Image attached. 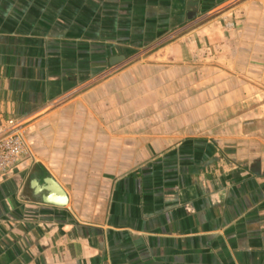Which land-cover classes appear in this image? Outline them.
I'll return each mask as SVG.
<instances>
[{
  "label": "crops",
  "instance_id": "crops-1",
  "mask_svg": "<svg viewBox=\"0 0 264 264\" xmlns=\"http://www.w3.org/2000/svg\"><path fill=\"white\" fill-rule=\"evenodd\" d=\"M10 120L0 264H264V0H0Z\"/></svg>",
  "mask_w": 264,
  "mask_h": 264
},
{
  "label": "built area",
  "instance_id": "built-area-1",
  "mask_svg": "<svg viewBox=\"0 0 264 264\" xmlns=\"http://www.w3.org/2000/svg\"><path fill=\"white\" fill-rule=\"evenodd\" d=\"M14 120L0 125V179L7 177L31 154L28 139Z\"/></svg>",
  "mask_w": 264,
  "mask_h": 264
},
{
  "label": "water",
  "instance_id": "water-1",
  "mask_svg": "<svg viewBox=\"0 0 264 264\" xmlns=\"http://www.w3.org/2000/svg\"><path fill=\"white\" fill-rule=\"evenodd\" d=\"M49 187H45L48 191H50L51 193H55L58 195V199L54 198L51 200L50 197H45L44 200L47 203H51L54 205H58V206H63L65 205V203L67 202V195L64 192V190L60 187V185L58 183H56L53 179H49ZM39 190V188H38Z\"/></svg>",
  "mask_w": 264,
  "mask_h": 264
},
{
  "label": "rangeland",
  "instance_id": "rangeland-1",
  "mask_svg": "<svg viewBox=\"0 0 264 264\" xmlns=\"http://www.w3.org/2000/svg\"><path fill=\"white\" fill-rule=\"evenodd\" d=\"M231 26H234V24L232 23Z\"/></svg>",
  "mask_w": 264,
  "mask_h": 264
}]
</instances>
